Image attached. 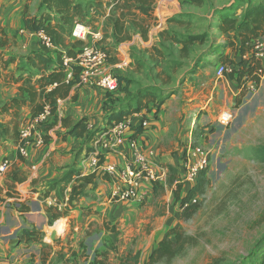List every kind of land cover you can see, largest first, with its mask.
Wrapping results in <instances>:
<instances>
[{
  "label": "crops",
  "instance_id": "0c3cea01",
  "mask_svg": "<svg viewBox=\"0 0 264 264\" xmlns=\"http://www.w3.org/2000/svg\"><path fill=\"white\" fill-rule=\"evenodd\" d=\"M29 1L24 0L22 11L19 12L16 6H10L11 1L7 2L4 6L5 9L0 14V71L2 70V60H6L10 55L14 57L4 71L5 74H8V77L10 75L16 77L22 72L18 69L21 66L25 68L23 75H27L32 70L37 72V69L28 67L22 58L39 49V45L34 38L39 40L40 35L38 33L31 34L30 31L24 28L23 16H37L42 8L40 7V0H34L36 2L33 3L32 7L28 4ZM232 1L215 0L214 8L219 9V11L223 10L222 8L232 4ZM189 3H191L189 0L156 1L157 7L162 4V8L170 12L166 19L172 17L171 19H180L183 23L192 22V24H196L197 27L189 29L190 31L187 34L197 35L204 31V23L210 19V16L209 13L203 14L186 9V5H189ZM187 13L191 14L190 19L184 18L188 15ZM226 13L233 14L231 11ZM88 15L92 16L91 11L88 12ZM216 17L219 19V14ZM159 18H157L156 23L160 25ZM183 23L176 24L183 25ZM157 24L150 27L147 39H143L139 33L132 32L129 40L121 42L122 50H118L122 55L120 62L126 61V63H122L120 72L115 73L109 70L110 67L116 65L112 62L111 65L106 62L103 66L105 73H111L119 77L120 88H116L110 93V96H107V90L96 83V78L95 80L90 79L79 86L71 87L68 96L59 99L61 102L56 111L60 119H68L69 127L62 126L60 122V127L53 130L52 136H45L42 143H27L25 145L26 156H22L17 151L18 130L24 122L31 119L30 108L28 105H23L16 112L13 109L5 111L3 106L13 98L23 97L28 100V97L26 93L21 92L19 89V83L6 81L0 75V160L3 157H7L9 160V167L0 180V201L13 197L19 185H24L25 188L38 194L35 200L21 203L19 206L16 205V202H13L10 208L6 210L3 225L0 226V264H27L30 258L28 251L31 247H37V241L33 237L35 235L42 237L41 240L46 247H50L54 241L57 243L65 237H69L75 243L78 233L83 232L85 234L87 231L89 233L92 227L104 221H111L113 217L118 215L119 210H122V213L126 208V212L131 213L130 208H134L133 205L136 206V204L127 200H110L107 193L117 183L110 179L107 174H100L97 171L95 174L89 173L95 176L92 181L84 183L82 194L69 200L66 204L64 203L65 189L71 190L72 186L77 183L75 173L77 168L85 161L84 158L91 140L89 135L91 133V136H93L112 124L107 119V116L111 113L109 110L112 107L126 104L134 105L136 94L141 89H150L155 92L157 97H164L156 116H153L156 108L155 104L149 101L140 113L131 115V120L137 125L142 117L148 119L144 129L135 136L138 145L145 154H149L152 158L174 168L177 167L176 165H180V161L177 155L171 152L175 148L176 136L185 125L186 118L189 120L186 127L192 126L196 120V125H202L204 126L203 130H206L209 128L210 121L215 120L218 114L228 106H235L238 111L241 107H245L246 101L243 96V88L252 81L243 80L245 82L239 84L235 77L225 75L227 70L221 76H218L216 74L217 65L213 68L208 61L210 59L208 57H205V62L197 66L198 71L188 73L183 78L184 70H178L175 57L178 50L182 48L190 49L191 45L178 46L175 43L172 49L174 57L168 50L163 52L162 47L156 43V40H158L157 28L159 27ZM164 28L166 26L162 29ZM16 29L23 32L24 35L21 37H19L20 34L15 36ZM101 29L102 20L99 21L94 31L99 32ZM215 29H217L216 25ZM219 33L225 40L232 35V31L227 33L219 31ZM169 39H171V36H169ZM81 41L83 46L90 43L86 38ZM153 41L155 42L153 43ZM120 45L119 49L121 48ZM209 49L212 51L209 54L213 56L223 54L235 59L231 57L229 47H221L214 51L210 47ZM55 54H51L53 58H55ZM136 54H140L142 58L136 57ZM163 54L168 59L164 64L159 60V56ZM19 57L21 58L19 59ZM238 59H240L239 55L235 60ZM200 66H202L201 69H199ZM211 68L214 69V80L208 78ZM263 83L264 78L259 85L263 86ZM121 87L125 89L122 90ZM161 94L162 96H160ZM183 105H185L184 108H182ZM245 109L248 108H243L242 111ZM235 114L238 115L237 110ZM82 117L88 118L89 135L85 133L78 136L75 133H69L71 124ZM132 134L133 128L128 127L121 136L119 146L127 154L130 152L127 140ZM103 163L116 169H122L125 165L124 157L114 152L105 153ZM33 165L36 166L34 173L31 170ZM67 174L70 176V180L64 181L63 179ZM142 185L144 200L147 201L152 195L153 186L152 183L147 181H143ZM51 191H54L58 203L62 206H49L42 200V197L49 195ZM89 193L92 194L89 195ZM130 205L131 207L128 209ZM55 220L61 221L62 229L53 225ZM105 232L108 233L106 230ZM164 232L165 230L162 229V233H159V235L157 233L153 248L163 237ZM84 236L86 237H84L83 242L90 241V235L85 234ZM61 244L63 243L57 245V250L51 253L50 256L53 254L56 256L51 263L66 262L67 256H64L61 252ZM72 245L75 246V244ZM33 259L34 264L37 262L42 263L39 258L33 257ZM44 262L49 264L48 260L44 259Z\"/></svg>",
  "mask_w": 264,
  "mask_h": 264
},
{
  "label": "rangeland",
  "instance_id": "374dc122",
  "mask_svg": "<svg viewBox=\"0 0 264 264\" xmlns=\"http://www.w3.org/2000/svg\"><path fill=\"white\" fill-rule=\"evenodd\" d=\"M10 1L12 2L10 6H16L18 12L22 11L24 0H0V14L5 9V4ZM156 1L152 10L153 20H151L153 25H156L154 20L157 21V18L160 17L156 43L162 47L163 52L168 50L174 57L172 50L174 44L183 46L176 40L189 36L187 32L196 28L197 25L192 22L183 23V25L175 22L169 23L170 19H166V16L170 12L162 8L165 1L160 7H157ZM214 1L203 0L200 4L189 3L186 5V9L203 14L209 13L210 19L204 23V31L197 34L201 35L203 39L190 44V49L182 48L177 52L175 58L178 70H184L183 78L188 73L195 72L197 66L205 62V57L210 58L208 61L213 68L222 63L219 55L209 54L212 52L209 47L214 51L223 47L225 41L219 30L215 29L218 20L216 15L219 9L214 8ZM256 1L233 0L232 4L222 9L225 12L231 11L239 19L246 8ZM34 2L36 1L30 0L28 4L32 7ZM187 14L184 18L190 19L191 14ZM91 21L92 16L89 15L83 21L89 27V32L85 36L86 40L90 42L88 45L83 46L82 39L71 35L68 39L69 48L75 50L76 54L85 47L96 43L91 33L94 32L99 21L95 23V29L92 28ZM164 26L166 28L162 29ZM15 32V36L24 35L18 29ZM99 32L102 39L98 41V44L107 49L109 55L107 62L110 65L116 64L109 70L118 73L122 67V64L117 65L122 58L121 52L118 51L122 50L121 43H113L112 38L109 37L104 38L102 29ZM31 34H35V32H31ZM261 38L264 43V35ZM34 39L40 47L41 37L39 40ZM77 40L82 43L74 47L73 43ZM229 51L231 57L236 59L238 55L234 54L232 50ZM62 54L66 55L65 51ZM136 57L142 58L140 54ZM159 60L162 64L168 61L164 54L159 56ZM259 61L264 65V57ZM225 66H227L225 75H230L232 67ZM213 68L208 73L210 80L215 79ZM116 78L119 80V77L116 76ZM260 85H257L253 93L244 91L245 107H241L238 111V108L234 106L238 115L235 114L234 119L226 126L219 125L216 118L210 121L209 128L206 130H203L204 126L196 125V120L188 128L186 126L189 120L186 118L185 125L176 136L175 148L171 152L176 154L180 161V165H176V172L172 174L169 172L171 177L174 176V180H170L168 187L156 184L157 188L153 190L149 200H144L136 206L133 205L134 208H130L131 205L128 207L131 209V213H127L126 208L122 213V210H119L118 215L108 222L109 226H115L116 233L113 234L111 231L106 233V229L104 226L102 227L103 223H101L92 227L89 233L85 232L87 236L90 235V241L83 242L86 236L80 232L75 243L69 237H65L57 243L54 241L50 247L44 246L42 237L33 233L35 236L31 235L36 239L38 248L31 247L28 251L30 262L28 261L27 264H34L33 257L42 261V263L35 264H45L44 259L48 260L49 264H57L51 263L56 257L55 254L50 255L57 250L56 247L60 243H63L61 252L67 256V259L66 262L59 261V264H96V260H100V264H120L123 261H126L127 264H148V256L153 249L157 233L159 235L162 233V229L166 232L177 226H181L191 239L184 241L183 248L173 258L160 261L159 264H264V161H261L257 156V150L264 146V83L263 86ZM184 107L185 105L182 106V108ZM243 108L248 109L242 111ZM191 129L192 132H190ZM189 136H191L192 145L194 144L208 153L209 165L205 171L208 186L205 194L200 198L201 205L197 212L191 219L183 221L179 219L181 208L176 194L178 193L180 197L183 196L192 185L182 182L180 156V151L186 145ZM172 239L174 238L172 237ZM71 244H75V246H71ZM136 253H138V259L134 263L129 257Z\"/></svg>",
  "mask_w": 264,
  "mask_h": 264
},
{
  "label": "trees",
  "instance_id": "16d2710c",
  "mask_svg": "<svg viewBox=\"0 0 264 264\" xmlns=\"http://www.w3.org/2000/svg\"><path fill=\"white\" fill-rule=\"evenodd\" d=\"M156 0H40L42 10L37 16H23L24 28L30 32H41L47 38L49 45L41 42L37 51L23 56V61L28 67L37 69L31 71L27 75H23L24 66L20 67V72L16 77L14 75L5 74L7 65L14 59L13 55L8 56L6 60H2V70L0 75L6 81L19 83L21 92L26 93L28 100L25 98H13L3 106V110L8 109L19 110L23 105H28L31 111V119L37 117L43 112L45 106L49 107L50 114L56 116L58 100L68 96L71 87L79 80L80 67L74 65L72 67L73 78L65 80V67L62 62V53L68 57L75 56V50L69 48V37L76 21H85L88 12L92 15V28L95 29V23L102 20V30L104 38H112L113 43H121L131 38L132 32L139 33L143 39H147L150 27L154 24L151 20L152 10ZM192 4H200L203 0H189ZM217 29L221 33L232 31V35L225 40L223 47H229L240 59H231L226 55H219V59L225 65L232 67L230 75L241 84L247 80L259 82L262 65L259 59L254 55L251 42L258 37L264 35V0H257L246 8L241 18L235 15L227 14L224 10H220ZM221 14V15H220ZM175 23H183L180 19H171ZM156 23V21L154 20ZM203 38L201 35H189L186 38L178 39L176 42L187 44L196 43ZM80 40L73 43V46L81 44ZM104 51L107 49L101 47ZM64 50V51H63ZM107 52V51H106ZM52 53H56L55 58ZM108 54V52H107ZM109 56V55H108ZM21 57H19L20 59ZM245 80V81H243ZM116 88H120V80H117ZM115 88V89H116ZM121 89H125L121 87ZM112 91H107L110 96ZM149 101L155 104V113L164 101V97H157L155 92L150 89H141L136 94L134 105L126 104L111 108V112L107 119L110 123H116L134 113H140L143 107L147 106ZM88 118L82 117L75 123L71 124L69 133H75L78 136L88 134L87 127ZM61 125L69 127L67 118H61ZM53 123H49L48 127H52ZM144 127L134 126L132 137L135 138ZM89 135V134H88ZM196 135V134H195ZM92 139L91 133L89 135ZM257 156L264 161V146L257 150ZM169 171L176 172V168L167 165ZM206 169L200 170L195 182L187 190L186 194L176 198L180 201L179 219L187 221L197 212L201 205V196L205 194L208 186V180L205 175ZM77 172V171H76ZM73 174V173H72ZM170 174V180H174V176ZM71 175V174H69ZM94 174H88L80 178H76L77 183L74 184L69 193V200L75 199L82 194L85 182L92 181ZM69 181L68 174L63 179ZM56 185V184H55ZM153 190H156V184L153 183ZM109 221H104L102 227L107 231L116 233L114 225L109 226ZM27 235V234H26ZM172 237L174 239H172ZM191 237L185 234L181 226L168 229L163 237L158 241L157 245L152 249L148 256V264H159L160 261L169 260L178 254L183 248L184 241L190 240ZM136 263L138 253L129 257ZM100 261V260H99ZM96 260V264H100ZM120 264H127L126 261Z\"/></svg>",
  "mask_w": 264,
  "mask_h": 264
},
{
  "label": "built area",
  "instance_id": "2783aa9c",
  "mask_svg": "<svg viewBox=\"0 0 264 264\" xmlns=\"http://www.w3.org/2000/svg\"><path fill=\"white\" fill-rule=\"evenodd\" d=\"M159 26V24L157 25ZM89 32V27L84 22L76 21L71 36L84 39ZM41 37V42L45 45H49L47 38L43 33L37 32ZM95 44L85 47L82 51L76 54L74 57H68L62 55L63 66L65 67V80L73 78L72 67L74 65L80 67L79 80L75 83V86H79L88 82L90 79L96 78V83L104 87L107 91H114L117 86V78L111 73H105L103 66L108 60V54L99 46L98 41L102 39V35L98 31L91 33ZM262 37V36H261ZM261 37L256 38L251 42L254 55L257 59L261 60L264 57V43ZM126 63L122 61L117 65ZM262 65L261 75L259 82L256 83L253 80L249 85H246L244 91L253 93L257 88V85L264 78V65ZM225 64H218L216 68V74L221 76L226 70ZM60 100H58L57 108L59 107ZM235 116L234 106H228L223 109L217 116V123L222 126L228 125ZM148 119L142 117L139 123L136 125L132 122L131 116L124 118L123 120L112 123L110 126L102 129L100 132L94 134L89 141L88 151L86 152L84 163L77 168L75 178H80L89 173L97 171L100 174H107L110 179L114 180L117 184L112 190L107 193V197L110 200H127L134 204H140L144 201L143 181L155 183L163 187H168L170 182V171L167 165L161 163L155 158H152L149 154H145L138 145L135 138L130 136L128 138L129 153H125L119 146L121 142L122 133L126 128L132 129L134 126L145 127ZM60 116L50 114L48 106H45L43 112L37 117L32 118L24 122L18 130V144L17 151L26 156L25 145L29 142L42 143L45 136H52V132L55 128L60 127ZM49 123H53L52 127H48ZM191 132V131H190ZM192 136V135H191ZM191 136L189 137L186 145L181 149V167L183 178L182 182L186 184H193L197 178L200 170L207 169L209 165V157L207 151L200 147L192 145ZM194 140V139H193ZM114 152L124 157V167L122 169H116L113 166L103 163V156L105 153ZM9 167V160L7 157H3L0 160V180L3 173ZM31 170H36V166H31ZM70 189L64 191V203L69 201L68 194ZM37 192L25 188L24 185H19L15 190V195L11 198L0 201V226L3 225L4 214L11 203L16 202L19 206L21 203H28L31 200L37 198ZM42 200L49 206H62L58 203L54 191H51L49 195L42 197ZM64 204V205H65ZM59 221L55 220L53 225L55 226Z\"/></svg>",
  "mask_w": 264,
  "mask_h": 264
},
{
  "label": "bare ground",
  "instance_id": "6f19581e",
  "mask_svg": "<svg viewBox=\"0 0 264 264\" xmlns=\"http://www.w3.org/2000/svg\"><path fill=\"white\" fill-rule=\"evenodd\" d=\"M56 227L62 229L63 225H62V223L59 222V223L56 224Z\"/></svg>",
  "mask_w": 264,
  "mask_h": 264
}]
</instances>
